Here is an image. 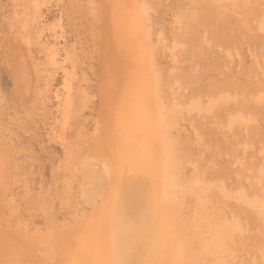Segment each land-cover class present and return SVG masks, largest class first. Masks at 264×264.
<instances>
[{
  "label": "rangeland",
  "instance_id": "obj_1",
  "mask_svg": "<svg viewBox=\"0 0 264 264\" xmlns=\"http://www.w3.org/2000/svg\"><path fill=\"white\" fill-rule=\"evenodd\" d=\"M87 1L46 0L28 21L41 86L21 102L12 96V76L2 67V27L10 25L15 35L22 32L19 27L32 6L30 0H0V133L12 156L3 211L22 233L71 223L74 214L89 210L79 192L80 172L66 180V170L58 168L63 147L52 133L60 118L54 94L64 93L61 65L69 62L52 68L44 64L45 46L53 45L61 61L74 43L79 76L72 83L95 96L99 27L93 13L101 7L98 0L96 7ZM144 2L150 8L161 94L167 107L172 101L179 106L171 133L185 191L181 217L197 230L192 247L205 249L207 264L214 259L264 264V0ZM94 98L77 118L82 130L93 128ZM196 98L200 110L188 111ZM195 191L202 199L196 211L190 194Z\"/></svg>",
  "mask_w": 264,
  "mask_h": 264
},
{
  "label": "bare ground",
  "instance_id": "obj_2",
  "mask_svg": "<svg viewBox=\"0 0 264 264\" xmlns=\"http://www.w3.org/2000/svg\"><path fill=\"white\" fill-rule=\"evenodd\" d=\"M45 1L30 0L32 14L19 27L22 32L15 35L10 25L2 27V67L12 76V96L21 102L33 98L41 86L27 25ZM98 1L101 9L93 13L99 27V71L92 130L77 124L95 96L72 83L79 76L72 57L74 43L61 61L53 45L44 49L45 67L69 62L61 65L64 93L54 94L60 118L52 133L63 147L58 168L66 170L64 178L81 174L79 192L88 213L83 210L71 223L45 231L22 233L10 226L3 195L10 186L12 156L0 133V264H207L205 249L191 244L197 230H190L181 217L185 191L171 133L179 106L172 101L167 107L161 94L150 8L144 0ZM88 2L96 7L95 0ZM81 75L85 80L84 72ZM199 103V98L192 99L188 111L200 110ZM235 119H229L230 125ZM218 188L229 194L222 185ZM190 194L196 211L202 199L197 191Z\"/></svg>",
  "mask_w": 264,
  "mask_h": 264
}]
</instances>
